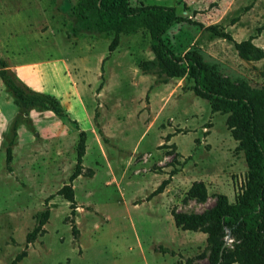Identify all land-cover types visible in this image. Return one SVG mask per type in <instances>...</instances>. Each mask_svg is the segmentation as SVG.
I'll return each instance as SVG.
<instances>
[{
  "label": "rangeland",
  "instance_id": "374dc122",
  "mask_svg": "<svg viewBox=\"0 0 264 264\" xmlns=\"http://www.w3.org/2000/svg\"><path fill=\"white\" fill-rule=\"evenodd\" d=\"M78 1L0 0V59L19 84L54 98L66 116L17 108L0 80V264L23 251L16 264H206V235L175 228L171 213L201 214L218 195L233 203L243 188L246 165L226 115L211 114L187 78L164 85L140 73L137 65L153 57L145 30L120 34L108 55L112 34L76 22ZM128 3L172 7L181 18L223 27L235 42L254 36L258 61H242L231 42L189 23L174 24L162 40L175 56L195 46L221 77L264 88V0ZM80 132L83 171L92 176L71 183V214L58 191L73 171ZM172 170L170 184L148 201ZM197 182L204 202L188 194ZM46 209L44 234L26 245ZM222 241L229 251L238 246L228 231Z\"/></svg>",
  "mask_w": 264,
  "mask_h": 264
},
{
  "label": "trees",
  "instance_id": "16d2710c",
  "mask_svg": "<svg viewBox=\"0 0 264 264\" xmlns=\"http://www.w3.org/2000/svg\"><path fill=\"white\" fill-rule=\"evenodd\" d=\"M250 7L251 4L245 10ZM73 16L76 22L90 20L92 29L97 34H112L107 48L108 55L117 48L120 34L139 28L145 30L149 35V50L153 57L137 65L140 73L155 74L158 77L157 82L164 85L170 79L187 78L192 81L193 95L208 103L211 114L226 115L225 125L230 137L236 142L235 152L242 153L246 165L243 188L233 203H229L226 196L218 195L213 207L206 212L190 215L172 212L171 217L175 228L206 235V264H264V88L251 87L245 82L221 77L217 66L205 61L202 52L195 46H191L181 56H175L162 40V36L174 24L189 23L216 38L231 42L242 61H258L262 59L263 52L252 44L255 37L235 42L219 25L204 27L200 23L176 16L172 7H131L128 0H79ZM236 21V18L232 19V25ZM71 32L75 35L77 28H73ZM0 80L12 95L13 104L17 108L38 109L51 112L60 119L66 118L54 98L34 93L19 84L2 59ZM171 137L166 136L165 141ZM84 151L85 135L80 132L75 147L73 171L68 178V184L58 191L70 203L71 214L75 209L71 183L80 176H92L90 171L87 174L83 171ZM10 161L11 150L8 146L5 149V162ZM177 172L178 170H172L149 194L147 200L161 194ZM188 194L199 202L206 199V189L201 182L194 183ZM48 215L47 209L39 214L36 225L25 236L26 245L44 234L43 226ZM225 231L238 241V246L233 251L224 247L222 238ZM25 256L23 251L9 264H16ZM186 264L192 262L186 260Z\"/></svg>",
  "mask_w": 264,
  "mask_h": 264
}]
</instances>
